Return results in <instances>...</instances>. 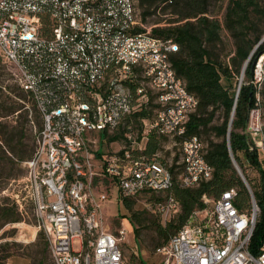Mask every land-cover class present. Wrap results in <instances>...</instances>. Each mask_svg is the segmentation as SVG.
Wrapping results in <instances>:
<instances>
[{"label":"built area","instance_id":"1","mask_svg":"<svg viewBox=\"0 0 264 264\" xmlns=\"http://www.w3.org/2000/svg\"><path fill=\"white\" fill-rule=\"evenodd\" d=\"M152 26L140 20L133 0H0V62L40 117L24 174L2 194L19 212L31 207L51 264H123L129 221L117 218L114 232L106 230L100 206L113 189L131 197L169 188L171 162L144 151L149 135L177 144L181 187L211 176L200 139L186 135L196 101L168 68L173 44L158 41ZM260 130L245 123L255 150ZM71 167H79L77 178H70ZM244 185L242 207L233 187L203 195V206L155 249L161 264H264V238L258 254L248 251L258 208ZM156 210L172 217L179 206L168 196Z\"/></svg>","mask_w":264,"mask_h":264},{"label":"trees","instance_id":"2","mask_svg":"<svg viewBox=\"0 0 264 264\" xmlns=\"http://www.w3.org/2000/svg\"><path fill=\"white\" fill-rule=\"evenodd\" d=\"M217 1L219 0H133L136 8L139 9L141 20L158 12L170 13V17L166 18V24L151 27V34L160 40L172 39L176 45V49L168 55L170 64L176 77L182 79L185 89L196 98V108L189 115L186 123V135H195L199 139L205 136L203 156L212 167L209 179L199 181L193 187H181L177 180L180 171H175L176 165L174 160L172 161L169 167L171 185L163 191L165 195L163 200L170 196L177 202L179 211L171 219H166L163 225L154 227L153 232L156 237L152 247L156 249L166 244L169 237L186 222L193 209L203 206L201 202L203 195L216 197L221 191L233 187L237 193L235 204L239 207L246 204L248 192L232 165L227 151L228 146L231 157L241 170L239 153L247 165L258 173V184L256 188H253L242 172L258 208L248 243V251L256 255L264 238V169L257 159L255 148L246 138L244 127L249 110L255 106L256 93L262 94L253 82V68L259 54L264 53V38L258 42L264 33V28L256 31V16L264 15V8H261L256 0H227L222 17L219 19L208 13L209 6ZM221 29H225L232 40L231 51L222 55L219 54ZM256 43L244 67L237 92L236 89H231L229 84L222 85L220 82L222 77L227 80L240 77L242 62ZM1 65L6 68L4 64L1 63ZM1 90L0 85V117L17 111V117L22 122L25 123L28 118L31 120L33 116L40 125V117L26 93L13 81L12 88L8 91L9 96L3 95ZM25 101H28L29 109L25 108L23 103ZM232 107V116H230ZM139 115L147 116L145 111H140ZM22 137L21 123L12 125L0 120L1 175L9 177L15 163L22 164L31 158L34 151V135L29 145L21 143ZM158 143V137L149 135L144 151L154 152ZM13 179L16 178H11L10 181ZM121 198L125 207L129 208L127 198ZM12 208L8 211L1 207L3 222L18 221L17 213L13 212L16 208L15 206ZM128 221L132 226L134 237L139 240V237L145 234L142 230L146 228V218L142 214L133 213ZM40 233L41 231H38L36 237H39ZM2 252L0 247V264H4L5 259L11 255V253ZM129 264L147 263L137 258L134 262L130 259Z\"/></svg>","mask_w":264,"mask_h":264},{"label":"rangeland","instance_id":"3","mask_svg":"<svg viewBox=\"0 0 264 264\" xmlns=\"http://www.w3.org/2000/svg\"><path fill=\"white\" fill-rule=\"evenodd\" d=\"M227 0H219L214 2L209 6L208 13L216 16L217 18H221L224 12V7ZM258 5L261 8H264V0H256ZM137 12L139 13V9L137 8ZM170 17V13L168 11L158 12L155 14H151L145 17V20H141L144 24H152V25H163L166 24V18ZM256 31H260L264 28V15L256 16ZM264 34V33H263ZM262 34V35H263ZM221 41L219 44V54H224L226 52H230L232 49V40L225 29H221L220 31ZM264 53L259 54L256 61L254 62L253 68V78L256 88L259 89L261 93H256V103L253 108H251L247 115L246 123L252 121L257 123L261 130L259 134V139L261 141V146L256 148L257 159L260 161L263 169H264V65H263ZM259 63V68L256 69V63ZM220 82L222 85H230L231 89H236L237 85L241 82L239 77H233L230 79L221 78ZM0 85L1 91L3 95H10L8 92L10 88H12V80L6 68H4L0 63ZM26 108L29 109L30 105L28 101L23 102ZM151 113V112H150ZM17 111L7 114L3 117H0L1 121H6L12 125L21 123L23 127V137L21 139V143L23 145H29L32 140V136L34 135V130H36L39 125L37 124L36 119L31 116L32 122H30V118L24 123L22 120L17 117ZM140 129V127H139ZM117 137V136H116ZM211 138V136H209ZM200 141L205 147V136L200 137ZM108 142V141H107ZM117 143H112L111 146L105 144V149L107 150H115L117 148ZM157 157L163 162H171L177 160L178 148L177 144L174 143L171 139L161 138L159 137V143L157 149L155 150ZM238 157L241 161L242 170L236 163L239 168L241 174L242 172L246 175L249 180L250 185L253 188L257 187L258 184V173L257 171L248 166L247 163L241 157V154H238ZM175 158V159H174ZM181 167L177 166L175 171H180ZM6 173H8L6 171ZM11 175L7 177V175L0 174V209L1 207L6 208L8 211L13 209L14 203L9 199V197L2 194V191L8 189V184L11 178H17L24 174V167L21 162L15 163L13 168L11 169ZM243 175V174H242ZM245 180V179H244ZM246 182V180H245ZM104 184V183H102ZM247 184V182H246ZM248 185V184H247ZM249 187V185H248ZM250 189V187H249ZM251 191V189H250ZM165 195L164 192L159 193H146L140 192L131 197H126L129 208L125 207L124 201L120 197V194L116 189L111 191V197L106 199L100 206L102 211V223L106 230L109 231L108 225L110 226L111 232H114L117 226V218L125 217L129 218L130 215L134 214H142L145 218V226L142 230V233H145L144 236L139 237L137 240L134 237L132 230H130V226L128 222H125L127 227L129 228V233H127L125 239L120 244V249L122 252V260L123 264H129V260L132 259L134 262L137 258H141L146 261L147 264H161L162 254L155 251L152 247V242L154 240L155 233L153 229L156 225H163L166 222V219H171L170 217H162L158 211L156 210V203L162 202ZM16 208V207H15ZM14 213H17L19 219L14 222H3L2 213L0 210V247L3 252L11 253V255H23L29 257L31 260V264H51L46 243L42 237V232L39 234V237H36L33 243H30V235L34 231V218L32 215V209L29 205H25L21 212H18L17 209L13 210ZM175 216V215H174ZM173 217V216H172ZM132 229V226H131ZM38 232V231H37ZM37 235V233H36ZM6 243V245H4ZM4 245V247H3ZM78 247V243L76 240L72 241V248L76 249Z\"/></svg>","mask_w":264,"mask_h":264},{"label":"bare ground","instance_id":"4","mask_svg":"<svg viewBox=\"0 0 264 264\" xmlns=\"http://www.w3.org/2000/svg\"><path fill=\"white\" fill-rule=\"evenodd\" d=\"M157 39V38H156ZM158 41H167L168 43H171L173 44L172 47H171V51L175 50L176 49V45L175 43L172 41V39H167V40H160V39H157ZM168 68H172L171 64H170V61L168 60ZM173 77H176L175 73H174V69H173ZM181 90H185V92H187V95H192L190 94L186 89H185V85L182 81L181 83ZM194 97V96H193ZM195 101H196V98L194 97ZM196 108V102L194 103V110ZM60 125H67V117H60ZM204 154V152H203ZM203 163H207L204 159V156H203ZM241 173V172H240ZM79 176V167H71V170H70V178H77Z\"/></svg>","mask_w":264,"mask_h":264},{"label":"crops","instance_id":"5","mask_svg":"<svg viewBox=\"0 0 264 264\" xmlns=\"http://www.w3.org/2000/svg\"><path fill=\"white\" fill-rule=\"evenodd\" d=\"M36 233L37 231L36 229H34V231L30 235V243H33L35 241ZM4 264H31V260L29 257L23 255H10L5 259Z\"/></svg>","mask_w":264,"mask_h":264},{"label":"water","instance_id":"6","mask_svg":"<svg viewBox=\"0 0 264 264\" xmlns=\"http://www.w3.org/2000/svg\"><path fill=\"white\" fill-rule=\"evenodd\" d=\"M263 38H264V34L261 36V38L258 40V42H259L261 39H263ZM258 42H257V43H258ZM257 43H256V44L253 46V48L249 51L247 57H246V58L244 59V61L242 62L241 69H240V77H239L240 79H241V75H242V73H243V71H244V67H245V65H246V63H247V61H248V59H249V57H250V55H251L253 49H254L255 46L257 45ZM252 63H253V61H252ZM250 67H252V65H251ZM238 87H239V84H238L237 87H236V92H237ZM232 111H233V107H232V110H231V114H230V116H232ZM227 151H228V155H229V157H230V151H229V147H228V146H227ZM232 165H233V167H234L236 173L238 174V176L240 177V179H241L242 182L244 183L243 176L241 175L239 168H238L237 165L234 164L233 162H232Z\"/></svg>","mask_w":264,"mask_h":264}]
</instances>
